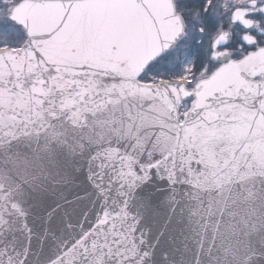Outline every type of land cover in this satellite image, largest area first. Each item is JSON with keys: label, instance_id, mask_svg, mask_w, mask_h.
<instances>
[{"label": "snow or ice", "instance_id": "snow-or-ice-1", "mask_svg": "<svg viewBox=\"0 0 264 264\" xmlns=\"http://www.w3.org/2000/svg\"><path fill=\"white\" fill-rule=\"evenodd\" d=\"M0 264H264V0H0Z\"/></svg>", "mask_w": 264, "mask_h": 264}]
</instances>
